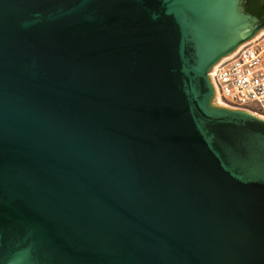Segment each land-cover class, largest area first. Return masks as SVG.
I'll list each match as a JSON object with an SVG mask.
<instances>
[{"label": "water", "instance_id": "water-1", "mask_svg": "<svg viewBox=\"0 0 264 264\" xmlns=\"http://www.w3.org/2000/svg\"><path fill=\"white\" fill-rule=\"evenodd\" d=\"M260 22L243 0H0V264H264V119L209 78Z\"/></svg>", "mask_w": 264, "mask_h": 264}, {"label": "built area", "instance_id": "built-area-1", "mask_svg": "<svg viewBox=\"0 0 264 264\" xmlns=\"http://www.w3.org/2000/svg\"><path fill=\"white\" fill-rule=\"evenodd\" d=\"M209 78L221 106L264 119V31L220 60Z\"/></svg>", "mask_w": 264, "mask_h": 264}, {"label": "flooded vegetation", "instance_id": "flooded-vegetation-1", "mask_svg": "<svg viewBox=\"0 0 264 264\" xmlns=\"http://www.w3.org/2000/svg\"><path fill=\"white\" fill-rule=\"evenodd\" d=\"M255 3H256V5H254L253 3L250 5L247 0L244 1L243 7H248V5H250L251 8H249V9L243 8V10L245 12L258 15V17H260V19H261L260 23L264 25V3L260 2V1L259 2L257 1ZM262 28H264V26Z\"/></svg>", "mask_w": 264, "mask_h": 264}, {"label": "trees", "instance_id": "trees-1", "mask_svg": "<svg viewBox=\"0 0 264 264\" xmlns=\"http://www.w3.org/2000/svg\"><path fill=\"white\" fill-rule=\"evenodd\" d=\"M244 1H246V0H243V5H244ZM248 2H249V4L251 5L252 3L254 4V5H256V3L255 2H262V3H264V0H247ZM250 5H248V7H243L244 9H249V8H251V6Z\"/></svg>", "mask_w": 264, "mask_h": 264}]
</instances>
